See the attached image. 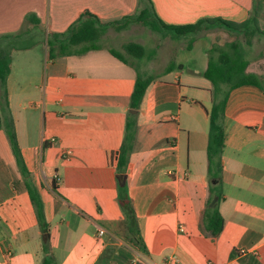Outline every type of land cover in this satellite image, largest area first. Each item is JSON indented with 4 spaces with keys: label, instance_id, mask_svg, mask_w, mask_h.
<instances>
[{
    "label": "crops",
    "instance_id": "0c3cea01",
    "mask_svg": "<svg viewBox=\"0 0 264 264\" xmlns=\"http://www.w3.org/2000/svg\"><path fill=\"white\" fill-rule=\"evenodd\" d=\"M152 2L165 23L184 25L203 18L245 21L254 0ZM138 7L139 0H0V37L29 29L44 31L48 39L66 32L85 11L111 22ZM29 14L40 18L38 28L26 23ZM107 35L101 49L50 57L43 79L16 75L11 65L7 92L0 90V113L4 124L8 118L13 122L42 199L49 246L44 249L36 207L4 125L0 264H43L46 259L52 264H164L174 255L179 264H264V90L256 85L236 87L228 97L219 205L224 227L214 237L204 223L210 196L208 51L220 43L218 35L231 42L241 40L242 33L205 28L191 33L184 45L183 36L162 33L158 38V49L167 44L172 57L158 73L149 74L154 79L140 109L132 111L138 130L125 172L138 220L136 235L122 224L117 164L137 69L111 54ZM259 48L264 49L246 42L247 70L263 76ZM172 62L173 69L166 71ZM100 230L105 233L99 235Z\"/></svg>",
    "mask_w": 264,
    "mask_h": 264
},
{
    "label": "trees",
    "instance_id": "16d2710c",
    "mask_svg": "<svg viewBox=\"0 0 264 264\" xmlns=\"http://www.w3.org/2000/svg\"><path fill=\"white\" fill-rule=\"evenodd\" d=\"M263 21L264 0H254L250 16L242 22H233L223 18H203L195 23L184 25L165 23L156 13L152 0H139V7L135 13L111 22H102L95 14L85 11L71 24L66 32L51 33V37H48V54L49 57H57L84 54L90 50L101 49L103 47L101 40L108 27L115 25L117 30H122L128 22H141L150 26L154 31H162L163 34H171L173 37L199 33L205 28L221 26L229 31L242 33L247 36L246 42L249 43L251 35L264 34ZM27 22L33 23L34 27L38 28L41 21L37 15L29 14L26 18ZM35 32H31L29 29H22L16 35L1 36V39H6L5 41H7L0 46V87L5 93L7 92L6 84L10 73L11 51L13 49L21 50L31 47V44L23 45L19 41L16 42L15 38L32 36ZM246 42L236 39L224 44L214 43L208 51L209 61L204 73L206 78L212 82V107L208 112L210 126L207 148L210 196L204 210V223L207 230L214 237L218 236L224 227V218L220 212L219 205L223 199L222 173L223 153L226 144L225 112L228 97L234 88L246 84L256 85L264 90V77L247 70L250 60L245 50ZM108 49L119 60L137 69V79L131 96V109L127 115L124 142L120 149L117 164L119 200L124 212L122 224H127L128 231L136 235L138 232V220L132 199L128 193V182L125 176L138 130L137 113H133L132 110L140 109L147 88L154 78L153 76L142 74L139 71V64H136V60L140 61L147 57L146 48L143 44L128 42L124 45L125 52L114 47ZM173 67L174 63L172 62L166 71H171ZM4 125L18 166L36 207L39 223L43 229L44 249L47 250L49 246V227L45 219L42 199L31 181V175L22 156L13 122L8 118L4 124L0 113V129ZM43 264H52V261L46 259Z\"/></svg>",
    "mask_w": 264,
    "mask_h": 264
},
{
    "label": "rangeland",
    "instance_id": "374dc122",
    "mask_svg": "<svg viewBox=\"0 0 264 264\" xmlns=\"http://www.w3.org/2000/svg\"><path fill=\"white\" fill-rule=\"evenodd\" d=\"M213 28L215 27H212L211 29ZM123 29L117 30L115 25L109 26L106 31L108 32V35L105 45H111L112 47L125 52L124 45L128 42L138 41L140 43H144L147 57L140 61L136 60V62H138L139 66L141 67V71H145V75H155L159 70L162 69V67L165 66V61L171 59L172 50H168L167 44L163 43V45H161L162 47L158 49V43L160 44V39H162V31H154L150 26L145 25L141 22H128L126 27ZM233 36L234 38L236 37L235 35ZM190 38H192L191 34L186 36L183 35L180 43H182L183 45L186 43L189 44L191 40ZM15 39L16 42L19 41L23 45L31 44V49L29 51H26L24 49H21L19 51L13 49L11 51L10 69L12 63H14V73L16 75H20L21 72H23L24 74L30 73L31 75H41L42 79L44 76H47V66L49 64L50 57L48 54V39H46L44 31H36L32 36H22ZM218 39H220V43L218 42V44H223L227 41V38H223L222 35H218ZM246 39L247 36L242 34L241 40L246 41ZM5 40L6 39H1L0 37V46L7 42ZM249 40L252 45H254V43L258 45L262 44L264 47V38H260L258 34L251 35L249 37ZM163 41L165 40L163 39ZM164 46H166V48ZM257 47L258 46H255V49ZM199 49L200 46L197 45L194 49V52H199ZM259 50L261 52H264L263 48H259ZM261 77H264V75ZM0 90H2L1 87ZM28 103L29 100H25V104Z\"/></svg>",
    "mask_w": 264,
    "mask_h": 264
},
{
    "label": "built area",
    "instance_id": "2783aa9c",
    "mask_svg": "<svg viewBox=\"0 0 264 264\" xmlns=\"http://www.w3.org/2000/svg\"><path fill=\"white\" fill-rule=\"evenodd\" d=\"M105 233V231L104 230H100L99 231V235H103ZM146 261V260H145ZM147 264H158V263H156V262H147ZM164 264H179V259H178V257L176 256V255H174V256H172V257H170L169 259H168V261L166 262V263H164Z\"/></svg>",
    "mask_w": 264,
    "mask_h": 264
},
{
    "label": "water",
    "instance_id": "95a60500",
    "mask_svg": "<svg viewBox=\"0 0 264 264\" xmlns=\"http://www.w3.org/2000/svg\"><path fill=\"white\" fill-rule=\"evenodd\" d=\"M133 112H135L136 110H132Z\"/></svg>",
    "mask_w": 264,
    "mask_h": 264
}]
</instances>
